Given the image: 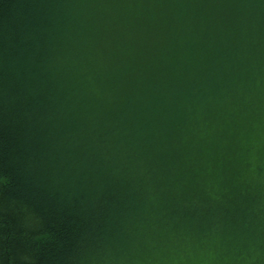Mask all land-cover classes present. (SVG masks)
<instances>
[{"label":"trees","instance_id":"16d2710c","mask_svg":"<svg viewBox=\"0 0 264 264\" xmlns=\"http://www.w3.org/2000/svg\"><path fill=\"white\" fill-rule=\"evenodd\" d=\"M0 264H264V0H0Z\"/></svg>","mask_w":264,"mask_h":264}]
</instances>
